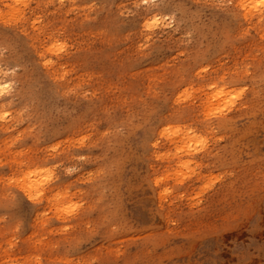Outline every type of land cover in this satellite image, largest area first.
I'll return each mask as SVG.
<instances>
[{"label": "clouds", "instance_id": "1", "mask_svg": "<svg viewBox=\"0 0 264 264\" xmlns=\"http://www.w3.org/2000/svg\"><path fill=\"white\" fill-rule=\"evenodd\" d=\"M262 254L264 0H0V264Z\"/></svg>", "mask_w": 264, "mask_h": 264}, {"label": "rangeland", "instance_id": "2", "mask_svg": "<svg viewBox=\"0 0 264 264\" xmlns=\"http://www.w3.org/2000/svg\"><path fill=\"white\" fill-rule=\"evenodd\" d=\"M17 11H18V10H13V12L10 13V17H11V18H15L16 14H17ZM53 51H54V52H58V49H57V48H53ZM259 240H260V238L257 236L256 239H255V241H254V243H258ZM226 243H227V242H226ZM235 243H236V244H239L240 242H239V240H236ZM248 243H249V240H248V239H245V240H244V244H248ZM228 249H229V250H232V244H231V243H228ZM252 250H253V251L255 250V248H254V244H253V249H252ZM262 255H264V254H262Z\"/></svg>", "mask_w": 264, "mask_h": 264}, {"label": "snow or ice", "instance_id": "3", "mask_svg": "<svg viewBox=\"0 0 264 264\" xmlns=\"http://www.w3.org/2000/svg\"><path fill=\"white\" fill-rule=\"evenodd\" d=\"M54 47L57 48L58 51H59V50H62L63 49L64 45L63 44H60V43H57L56 45H54Z\"/></svg>", "mask_w": 264, "mask_h": 264}]
</instances>
